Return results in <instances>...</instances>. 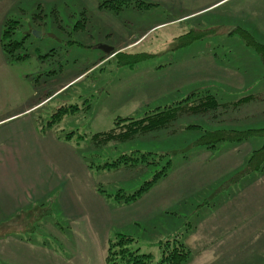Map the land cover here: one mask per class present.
Listing matches in <instances>:
<instances>
[{
    "label": "rangeland",
    "instance_id": "obj_1",
    "mask_svg": "<svg viewBox=\"0 0 264 264\" xmlns=\"http://www.w3.org/2000/svg\"><path fill=\"white\" fill-rule=\"evenodd\" d=\"M105 1L13 0L8 5L5 22L19 23L13 39L23 44L18 53L28 57L11 61L6 54V58L12 78L28 73L25 79L35 87L36 102L43 101L36 108L40 128L53 122L61 107L78 106L79 111L67 113L46 131L64 137L75 132L72 143L83 153L87 165L91 162L96 167L128 154L166 155L159 165L139 163L105 171L89 168L109 194L136 192L171 160L173 175L154 189L163 191L169 209L152 223L129 230L137 240L136 247L151 254L155 263L161 259L160 242L182 234V242L187 243L191 231L210 225L211 211L229 212L236 204L237 217L230 225L246 224L248 217L242 220L240 216L253 211L252 223L259 221L264 226V183L259 186L257 178L264 181V168L244 174L248 161L213 181L208 180L209 171L217 172L221 166L201 168L203 152L245 142L220 143L214 150L198 144L205 131L264 129V61L243 32L264 44V9L257 5L258 0H141L151 7L132 6L118 12L103 7ZM215 2L216 6L181 19L201 11L203 3ZM101 46L116 53L110 55ZM206 92L229 106L248 96L257 97L235 109H221L216 119L212 114L185 116L168 129L126 142L98 145L93 139L95 134L112 129L118 118L141 119L156 108ZM5 93L8 97L6 89ZM79 136L84 137L77 140ZM246 142L260 145V149L264 146V138ZM193 177L197 181L188 187L184 178L194 182ZM170 184L171 190L166 188ZM243 194L256 197L249 202L240 197ZM68 226L65 209L56 200L10 220L0 218V239L11 235L57 249L59 242L64 243ZM191 251L186 264L198 253ZM209 252L193 264H214L211 259L206 261L211 257ZM256 254L225 258L221 264H264V257Z\"/></svg>",
    "mask_w": 264,
    "mask_h": 264
},
{
    "label": "crops",
    "instance_id": "obj_2",
    "mask_svg": "<svg viewBox=\"0 0 264 264\" xmlns=\"http://www.w3.org/2000/svg\"><path fill=\"white\" fill-rule=\"evenodd\" d=\"M11 1L0 0V218L10 220L58 200L68 216L69 226L64 232V243L59 242V249L44 243L25 242L11 235L0 239V264H106L108 242L113 233L132 236L129 231L132 227L152 223L169 209L166 198L164 200L166 195L154 189L174 172L130 205L110 203L98 192V182L78 147L60 138L53 130L46 133L40 131L36 108L43 101L36 102L35 87L25 79L28 73L18 75L16 80L12 78L11 65L1 46L8 16L6 10H9ZM203 4L199 6L201 11L181 19L208 10L218 3ZM257 5L264 9V0H258ZM21 89L25 95L21 94ZM229 147L216 152H203L201 168L209 170L221 166L217 172L209 171L208 180H216L218 176L242 168L253 151L260 149V145L253 146L250 142ZM257 178L261 186L264 181ZM184 180L188 187L197 181L194 177V182ZM171 187L172 184L166 188L171 190ZM240 197L252 202L256 195L243 194ZM235 206L228 209L229 212L220 211L222 214L211 211L208 217L210 225L191 231L186 237L188 242L185 244L198 252L189 264L197 262L208 251L211 257L206 261L209 263L211 259L214 264H221L225 258H234L239 253L236 258L240 255L251 258L256 250L257 256L264 257V226L259 221L252 223L253 211L242 216L239 211L238 216L242 220L248 217L246 224L230 225L232 218L237 217ZM228 213L232 215L229 217Z\"/></svg>",
    "mask_w": 264,
    "mask_h": 264
},
{
    "label": "trees",
    "instance_id": "obj_3",
    "mask_svg": "<svg viewBox=\"0 0 264 264\" xmlns=\"http://www.w3.org/2000/svg\"><path fill=\"white\" fill-rule=\"evenodd\" d=\"M102 6L118 12L132 6L139 9L149 8L151 7V4L141 0H106ZM18 26H20L18 22L8 20L5 22L1 37V46L4 52L10 57L11 61H20L28 57L26 54L23 55L18 53V51L23 48V44L22 42L13 39ZM243 32L248 35L251 43L256 46L258 53H260L264 61V44L257 42L250 33ZM256 97L257 96H248L242 98L234 105L229 106L221 104L217 97L210 92L194 93L182 101L175 102L165 107L156 108L148 112L145 117L141 119L118 118L112 129L108 132L95 134L93 139L98 145L109 142H126L140 135L168 129L172 127L176 121L185 116L212 114L213 118L216 119L220 117L222 110L226 112L230 108L235 109L238 105L248 103L251 99L253 100ZM86 107L89 108L88 106ZM79 110L80 108L78 106L61 107L53 116V122L47 123L46 127L43 125L42 129L38 124L40 131L46 133V129L54 128V123L61 120L64 115L67 113H75ZM75 135V132H71L67 133L65 137L64 135L59 137L63 138L65 141L72 142ZM82 137L84 136H79L77 140L82 139ZM258 137L264 138V129H250L246 131H205V134L198 141V144L206 149L214 150L220 143H242ZM164 158H166V155H161L157 158L153 153H141L137 155L128 154L117 158L113 162H106L102 165L99 164L96 167L94 166V163L90 162L88 163V167L91 170L95 167L100 171H105L109 169H118L123 166L127 168L135 167L139 163L159 165ZM263 165L264 146L256 151V153L250 158L243 173L249 174L259 172L264 168ZM171 169L172 162L171 160H167V162L162 165L161 169L134 193L128 194L122 190L116 194H109L103 190L100 185H98L97 190L110 203L119 206L130 205L131 203L138 201L144 194L148 193L160 180L167 178ZM181 236L182 234H178L160 242L159 247L161 249V259L155 263L151 254L142 253L141 249L136 247L137 240L133 236L116 233L110 237L108 242L106 264H186L189 261L192 251L184 242H182Z\"/></svg>",
    "mask_w": 264,
    "mask_h": 264
},
{
    "label": "water",
    "instance_id": "obj_4",
    "mask_svg": "<svg viewBox=\"0 0 264 264\" xmlns=\"http://www.w3.org/2000/svg\"><path fill=\"white\" fill-rule=\"evenodd\" d=\"M101 48L103 50H105L106 52H108L110 55H114L116 52H115V49H112V48H105L103 46H101Z\"/></svg>",
    "mask_w": 264,
    "mask_h": 264
}]
</instances>
